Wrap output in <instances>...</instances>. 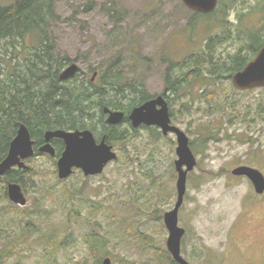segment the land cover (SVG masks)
I'll return each mask as SVG.
<instances>
[{"label":"rangeland","instance_id":"374dc122","mask_svg":"<svg viewBox=\"0 0 264 264\" xmlns=\"http://www.w3.org/2000/svg\"><path fill=\"white\" fill-rule=\"evenodd\" d=\"M258 1L234 0L224 14L192 21L194 12L182 0H54L57 19L49 37L82 78L117 64L144 84L149 97L165 93L171 122L186 134L197 163L187 175L178 213L185 230L181 255L192 264H240L264 256V204H254L247 179L230 173L242 165L264 173V88L239 91L219 71L237 54L251 57L248 31L264 32L260 13H249ZM208 43L214 60L201 62L196 79L188 70L173 69L172 80L185 82L175 94L166 91V58H204ZM146 128L120 124L128 139L111 144L117 159L95 177L76 171L61 181L56 159L47 155L26 162L33 172L24 178L23 208L39 203L46 210L39 228L61 231L53 246L34 235L7 264H102L105 258L112 264H167L163 215L176 202L177 144L174 135ZM8 202L0 200V223L10 221L4 215ZM243 207L246 213L236 221Z\"/></svg>","mask_w":264,"mask_h":264},{"label":"trees","instance_id":"16d2710c","mask_svg":"<svg viewBox=\"0 0 264 264\" xmlns=\"http://www.w3.org/2000/svg\"><path fill=\"white\" fill-rule=\"evenodd\" d=\"M233 1L218 0L216 10L208 15L194 12L192 21H196L197 17L210 19L218 13L224 14L225 8ZM253 12L260 13V20L264 24V0H259L257 6L250 9L249 13ZM54 19H57L54 0H11L6 3L0 0V162L6 157L9 144L20 124H24L29 130L35 141V148L44 143L43 135L48 130L89 129L100 137L105 136L109 144L124 142L128 139V132H120V125H104L103 108L126 114L151 98L146 93L144 84H137L133 78L127 77L128 74L117 64H109L99 71L91 69V74L86 79L82 78L79 69L72 78L59 80V73L71 62L56 52L49 37L50 25ZM261 30L262 27H259L246 32L251 57L237 54L231 57L232 65L219 70L227 74V79L242 70L264 44V32L261 33ZM255 40H259L260 46L255 45ZM210 54L208 43L204 58L191 56L182 63H173L166 58L165 61L169 64L165 72L166 91L175 94L185 82L178 78L172 80L173 69L179 67L188 70V74L196 79L200 76L201 62L214 60V56ZM225 65L222 63V66ZM95 72L97 76L92 82ZM213 77H218V74ZM122 124L129 125V121L125 118ZM99 125L100 131L97 129ZM52 145L57 159L64 145L60 140L52 141ZM32 172L30 168L12 169L6 173L0 181L3 183V188L0 187V200L8 202V183L19 184L24 189V178ZM44 213L46 210L36 202L31 208L23 209L8 202L4 215L10 221L0 223V264H7L10 259L20 256L23 246L34 235H37V241L42 245L53 246L61 230L43 232L37 220ZM10 223L13 227L9 226ZM163 252L167 264H176L167 251ZM98 264H101L100 261Z\"/></svg>","mask_w":264,"mask_h":264},{"label":"water","instance_id":"95a60500","mask_svg":"<svg viewBox=\"0 0 264 264\" xmlns=\"http://www.w3.org/2000/svg\"><path fill=\"white\" fill-rule=\"evenodd\" d=\"M186 8L200 14H210L218 4V0H182ZM75 63L67 65L60 73L59 80H67L78 73ZM97 73H93V82ZM232 86L239 91L264 88V45L257 51L253 60L231 77ZM104 124L106 126H118L125 118L133 129L141 126L156 127L163 136L172 134L176 139V156L174 168L177 173L175 188L176 202L170 211L163 215V223L167 230L166 249L173 261L177 264H191L181 255V240L185 234L183 228L178 225V213L186 193L187 175L196 167V159L190 147L186 134L178 127L171 124V118L167 102L163 95H158L134 107L130 113L112 110L104 107ZM44 143L37 148V152L55 157V149L51 142L60 140L64 149L56 161L57 178L61 181L71 177L75 170H79L84 177H95L104 171L105 167L117 159L113 146L106 142L105 136L99 140L88 130H48L43 135ZM35 141L31 138L29 130L24 124L18 126L15 137L9 144L6 157L0 162V181L12 169L28 170L25 160L35 154ZM235 177H246L252 184L255 194L264 191V177L260 171L248 167L238 166L231 172ZM7 199L20 208L25 207L27 200L19 184L8 183L6 185ZM102 264H112L109 258H105Z\"/></svg>","mask_w":264,"mask_h":264},{"label":"flooded vegetation","instance_id":"af4514ba","mask_svg":"<svg viewBox=\"0 0 264 264\" xmlns=\"http://www.w3.org/2000/svg\"><path fill=\"white\" fill-rule=\"evenodd\" d=\"M258 171H260V170H258ZM260 173H262V175L264 177V173L262 171H260ZM237 178L246 179L245 177H237ZM255 196L256 197L253 199L254 204L263 205L264 204V191L261 194L255 195ZM246 208H248V207L242 208V211L240 212V215L237 217L236 221H238L242 217V215H244L246 213V211H245V210H247ZM250 217H253L254 221H259V218H257L254 214H251ZM212 264H230V263L220 260V261L213 262ZM240 264H264V256H261L258 260L246 259V260H243L242 262H240Z\"/></svg>","mask_w":264,"mask_h":264}]
</instances>
